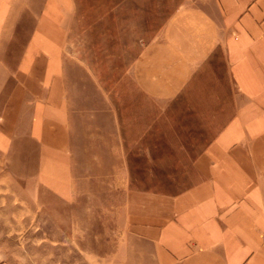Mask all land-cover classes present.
<instances>
[{
    "label": "crops",
    "instance_id": "0c3cea01",
    "mask_svg": "<svg viewBox=\"0 0 264 264\" xmlns=\"http://www.w3.org/2000/svg\"><path fill=\"white\" fill-rule=\"evenodd\" d=\"M71 4L0 0V153L12 171L70 203L89 180L77 155L123 156L126 176L128 156L147 157L149 178H126L121 264H264V0H180L130 56L124 117L114 105L85 122L68 83Z\"/></svg>",
    "mask_w": 264,
    "mask_h": 264
},
{
    "label": "rangeland",
    "instance_id": "374dc122",
    "mask_svg": "<svg viewBox=\"0 0 264 264\" xmlns=\"http://www.w3.org/2000/svg\"><path fill=\"white\" fill-rule=\"evenodd\" d=\"M178 2L72 0L68 13V83L80 122L94 117L110 119L114 105L123 115L128 92L132 90L126 72L130 56L136 53L141 42L158 35ZM23 15L24 26L30 25L34 12ZM26 34L27 28L23 27L21 38ZM135 95L133 91V114L136 113ZM142 101L143 107L155 114L157 104L149 99L142 98ZM78 126L86 127V124ZM75 142L80 143L78 139ZM100 153L84 158L82 153L81 156L76 153V175L83 177L77 166H84L89 180L87 185L81 182L76 198L70 203L19 177L0 153V264H121L115 258V250L122 240L126 178L136 177L133 185H140L151 173L141 172V162L146 167L147 157L128 156L129 162L132 159V168L138 172L133 170L126 176L121 171L125 166L123 156L110 160L108 155ZM77 157L86 165L78 163ZM114 168L117 171H112ZM169 174L165 183H179L178 174Z\"/></svg>",
    "mask_w": 264,
    "mask_h": 264
}]
</instances>
